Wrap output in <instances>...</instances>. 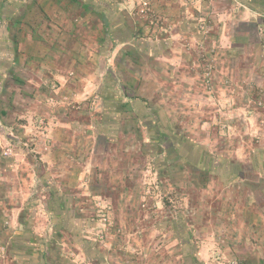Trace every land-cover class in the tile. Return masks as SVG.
I'll return each instance as SVG.
<instances>
[{"label":"crops","instance_id":"crops-1","mask_svg":"<svg viewBox=\"0 0 264 264\" xmlns=\"http://www.w3.org/2000/svg\"><path fill=\"white\" fill-rule=\"evenodd\" d=\"M149 4L156 26L132 18L127 0H0V264H175L163 256L132 261L116 243L84 240L91 227L78 208L87 196L102 197L126 232L123 243L139 219L142 237L132 246L140 253L168 233L151 218L136 177L153 152L133 120L151 112L174 125L187 114L186 130L214 148L203 169L211 206L200 221L194 215L188 227L176 226L194 261L264 264V180L251 189L242 170L253 152L259 160L249 168L264 178V96L256 97L264 90V0ZM196 20L214 32L205 44L221 61L212 90L196 52L179 43L202 41ZM96 92L91 110L84 100ZM62 97L82 101L81 110L48 101ZM227 135L239 136L236 148ZM195 232L206 236L193 240Z\"/></svg>","mask_w":264,"mask_h":264},{"label":"rangeland","instance_id":"rangeland-1","mask_svg":"<svg viewBox=\"0 0 264 264\" xmlns=\"http://www.w3.org/2000/svg\"><path fill=\"white\" fill-rule=\"evenodd\" d=\"M127 1L131 5L130 14L132 18L140 20L146 18L148 23L153 26H156L160 22L158 14L149 4L150 0ZM183 1L185 4H188L193 0ZM146 7L150 9V12L147 13L153 16L152 22L150 21L148 14L140 11L141 8ZM196 22L195 36L201 38L202 41L197 43L195 42L194 37H190V40L186 37L185 39L182 38L179 43L185 51L196 52L198 66L202 67L203 65V68L208 69L210 72L209 79L207 80L204 75V83H206L207 87L212 90V71H214L215 68H219L221 64L217 52L218 48H216L215 45L210 46L209 43L205 44L206 41H209L208 36H211L214 33L211 31V28L208 27L207 22L205 20H196ZM262 32L264 33V28ZM129 59V63L133 66H135V63L140 62L139 59L134 57H130ZM133 75L136 76V78L129 76L131 77L129 80L133 82L140 77L139 73H134ZM250 91L251 88L248 92L250 93ZM119 92L121 91L119 90ZM98 93H93L90 98L84 100L85 103H89V109L91 110H94L97 107V102L99 101ZM256 94V97H259L260 95L264 96V90L258 88ZM48 101H54V104H52L54 106L65 104L71 110L76 111L81 110L83 105L82 101L72 100L67 97H62L61 99L52 98ZM257 107H260V105ZM156 109L157 108L155 107V110ZM154 115L155 114L151 112L148 116V120L141 118L138 121L133 120V125H136L135 129H137V136L139 137L140 134H143V137L147 138V143L144 144L143 149H152V152L154 153H152L145 162L139 163L136 168V177L140 184V195L142 196L143 203L147 204V199L151 200V202L148 203V210L151 211V218L155 224H158L157 227L159 225L163 226L168 230V233L165 234V236H162V233L153 236L151 244H153L155 249L153 250L152 247V249L147 252L142 251L140 253V251L137 250L138 248L136 249L137 246L132 245L138 243L139 238L142 237L141 228H144V223L141 224L139 219L131 220L130 225H132L133 229L131 228L132 231L130 236L132 237V240L130 241L132 244L131 242L128 243V241L127 243H123L126 232L123 226L120 225V223H117L109 214L108 203L100 196L93 197L90 195L87 196L89 200L80 203L78 207L79 212L86 215L88 224L91 227V232L87 234L90 237L83 239L95 242L102 247H107L106 245H109L110 243H116V245H119L120 247L117 252L128 254V258L132 259V261H137L136 258H158L163 256L164 258H174L175 264H178V262L179 264H196L193 255L194 248L186 247L182 241V238H187L188 234H178L176 226L181 223V227L183 225L188 227L191 221L194 222V215H197L198 221H200L205 211L211 206V203L206 201V196L208 194H206L204 190V182L208 174L203 169H205V162L208 159L209 149L214 148L208 146L209 144H205L204 137L196 139L186 130L188 122L184 121V116L187 114L181 113L183 120L177 122L175 125L165 119L158 121L154 118ZM135 129L133 131L134 134L136 133ZM225 130L229 129L225 127ZM218 131L220 132V130ZM222 134L226 135L225 133ZM233 135H235V133ZM233 135H227L229 137L228 143L230 148H236L235 142L239 140V136ZM134 140V144H136V140L137 142H140V139H136V135ZM221 141L222 139L218 140V145L221 144ZM216 144L217 142H215V145ZM220 149H224V147ZM253 154L254 153L252 152V155H248V163L245 168L242 169L246 179L249 180L252 185L250 187L251 189L256 186L255 184H257L256 180H258V178L261 179V181L264 180L263 177H258V175L249 168L253 163L258 162L257 160H259L258 155L256 154L253 156ZM199 156H201L203 161L198 158ZM209 156H211V153H209ZM216 156H219L216 158L214 156V160H217L216 162H221V160L225 159L220 154H216ZM227 161H232L234 163L237 162L236 158L233 157L227 159ZM35 205L39 206L41 209H44V207L46 208L44 202L40 203V201H38L35 202ZM179 216H181V218H179ZM59 225L60 222L58 223V228ZM62 225L64 224L62 223ZM64 233L68 234L69 239L72 237V239L77 241L80 240L81 237H84L82 234H76L75 238V236L73 237V234L70 235L67 231H64ZM193 234L190 235L193 240L195 239L197 241L202 240L206 236L202 232H195ZM162 243L164 246L161 247L164 248V250L161 251L160 249L162 248L156 249V247ZM173 247H175L174 250H172ZM69 255L74 257L72 251Z\"/></svg>","mask_w":264,"mask_h":264},{"label":"built area","instance_id":"built-area-1","mask_svg":"<svg viewBox=\"0 0 264 264\" xmlns=\"http://www.w3.org/2000/svg\"><path fill=\"white\" fill-rule=\"evenodd\" d=\"M142 13L144 12V13H146V14H148L147 12H150V9L149 8H141V10H140ZM148 16H149V18H150V21L152 22L153 21V16L150 14H148ZM207 69V68H206ZM209 74H210V72L208 71V69H207V71L205 72V76H206V78H207V80L209 79ZM234 264H237V263H234Z\"/></svg>","mask_w":264,"mask_h":264},{"label":"trees","instance_id":"trees-1","mask_svg":"<svg viewBox=\"0 0 264 264\" xmlns=\"http://www.w3.org/2000/svg\"><path fill=\"white\" fill-rule=\"evenodd\" d=\"M195 263L199 264V262L197 260H195Z\"/></svg>","mask_w":264,"mask_h":264}]
</instances>
